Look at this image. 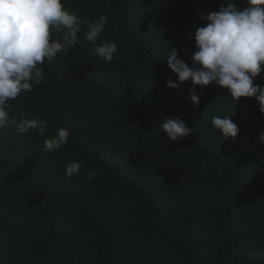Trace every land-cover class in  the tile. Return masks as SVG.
<instances>
[{"label":"trees","instance_id":"16d2710c","mask_svg":"<svg viewBox=\"0 0 264 264\" xmlns=\"http://www.w3.org/2000/svg\"><path fill=\"white\" fill-rule=\"evenodd\" d=\"M229 2L247 6L62 0L82 20L107 17L96 44L116 42L111 62L118 63L89 54L84 25L76 49L40 66L44 82L9 101L10 119L49 127L43 134L0 129V264H264L259 102L236 104L214 83L167 86L176 74L165 53L177 49L191 67L194 33L207 23L201 15ZM256 79L264 85V73ZM230 109L239 133L223 139L211 120ZM177 117L193 131L173 141L161 125ZM60 127L69 130L68 142L43 151ZM73 160L82 167L68 178Z\"/></svg>","mask_w":264,"mask_h":264},{"label":"clouds","instance_id":"9594fccd","mask_svg":"<svg viewBox=\"0 0 264 264\" xmlns=\"http://www.w3.org/2000/svg\"><path fill=\"white\" fill-rule=\"evenodd\" d=\"M200 19L207 23L194 33L191 67L177 49L165 53L169 69L176 74V80L169 78L167 86L179 88L189 80L201 87H213L214 83L226 89L236 104L242 97L255 98L260 112L264 113V85L255 84L261 82L256 78L264 73V0H247L243 9L229 2L227 6L221 5L218 11L201 15ZM106 21L103 14L98 20H82L65 8L62 0H0V129L14 126L18 134L37 129L44 133L49 127L47 120L23 116L19 121L10 119L9 101L24 92H32L36 85L44 82L47 74L40 66L45 62L54 63L58 54L66 55L76 49L78 34L84 25L87 29L83 37L94 45L89 54L111 62L118 51L116 42L96 44ZM54 32L59 35L54 36ZM60 79L63 78L55 77V81ZM190 99L199 106L195 89L191 91ZM234 113L235 109H230L223 117H212L211 123L223 139L235 138L239 133L238 125L230 115ZM161 128L173 141L193 131L179 117L166 118ZM69 135L68 129L58 128L55 135L44 140L42 150L58 151L68 142ZM258 138L264 143V131ZM81 167L76 160L67 163L65 176L71 178L79 174ZM87 175L91 180L94 173L90 171Z\"/></svg>","mask_w":264,"mask_h":264}]
</instances>
